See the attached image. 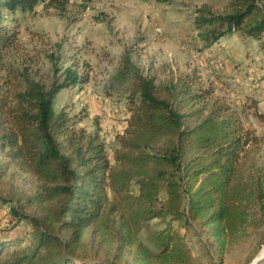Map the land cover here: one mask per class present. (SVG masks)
<instances>
[{"label":"trees","instance_id":"obj_1","mask_svg":"<svg viewBox=\"0 0 264 264\" xmlns=\"http://www.w3.org/2000/svg\"><path fill=\"white\" fill-rule=\"evenodd\" d=\"M88 1L0 0V150L41 183L42 212L41 218L25 216L33 230L29 245L0 236V264H70L69 253L90 229L119 250L133 247L145 264H191L170 223L147 234L152 247L139 239L151 219L179 220L185 213L208 227L220 249L241 240L251 223H260L256 213L264 218V180L243 169L245 150L256 141L212 85L193 71L159 78L133 69L129 115L111 162L103 141L76 128L65 109L54 110L60 89L85 81L80 73L69 66L60 82L42 83L30 76V59L17 56V33L4 24L5 12L12 16L42 2L62 16L69 6L82 12ZM227 6L225 12L196 8L205 44L233 31L264 38V0Z\"/></svg>","mask_w":264,"mask_h":264},{"label":"rangeland","instance_id":"obj_2","mask_svg":"<svg viewBox=\"0 0 264 264\" xmlns=\"http://www.w3.org/2000/svg\"><path fill=\"white\" fill-rule=\"evenodd\" d=\"M229 1L89 0L82 12L69 6L62 16L40 2L25 12L15 10L12 16L5 12L4 24L16 31L17 56L30 59L29 73L35 80L60 82L69 66L85 79L60 89L54 110L65 109L76 128L103 141L111 162L129 115L133 69L159 78L193 71L212 85L214 94L230 106L256 141L245 150L243 169L264 180V38L233 31L205 44L194 22L195 10L202 4L225 12ZM40 187L33 174L20 171L0 150V236H16L22 247L33 242L27 217H42ZM131 189L137 192L135 184ZM164 198L161 190L159 199ZM254 218L260 223H251L244 238L223 249L208 227L187 213L179 220L151 219L139 239L152 247L147 234L170 223L182 235L191 264H248L264 247V218L259 213ZM117 245L90 229L69 253L70 264H145L135 259L133 247L119 250Z\"/></svg>","mask_w":264,"mask_h":264},{"label":"water","instance_id":"obj_3","mask_svg":"<svg viewBox=\"0 0 264 264\" xmlns=\"http://www.w3.org/2000/svg\"><path fill=\"white\" fill-rule=\"evenodd\" d=\"M263 246H264V237H263ZM248 264H264V252L258 256L255 260H252Z\"/></svg>","mask_w":264,"mask_h":264},{"label":"bare ground","instance_id":"obj_4","mask_svg":"<svg viewBox=\"0 0 264 264\" xmlns=\"http://www.w3.org/2000/svg\"><path fill=\"white\" fill-rule=\"evenodd\" d=\"M264 252V247H263V249L261 250V252L253 259V260H255L258 256H260L262 253Z\"/></svg>","mask_w":264,"mask_h":264}]
</instances>
